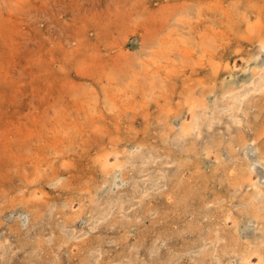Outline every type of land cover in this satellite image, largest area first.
I'll return each mask as SVG.
<instances>
[{
  "label": "rangeland",
  "instance_id": "obj_1",
  "mask_svg": "<svg viewBox=\"0 0 264 264\" xmlns=\"http://www.w3.org/2000/svg\"><path fill=\"white\" fill-rule=\"evenodd\" d=\"M260 35L264 0H0V264H258L264 199L242 147L264 150V90L183 145L179 127L241 91ZM136 146L159 156V186L78 237L113 173L130 193L144 181Z\"/></svg>",
  "mask_w": 264,
  "mask_h": 264
},
{
  "label": "bare ground",
  "instance_id": "obj_2",
  "mask_svg": "<svg viewBox=\"0 0 264 264\" xmlns=\"http://www.w3.org/2000/svg\"><path fill=\"white\" fill-rule=\"evenodd\" d=\"M201 11V10H200ZM200 17H203V16H200ZM199 17V18H200ZM202 19V18H201ZM259 21V20H258ZM256 25V24H254ZM256 30V29H255ZM260 30V29H259ZM260 32V31H259ZM261 37V41L257 44V48H254L252 49L251 51H249L248 55H243V60H244V63H243V66L245 67V71L246 73H248L247 75H245L243 77V80L241 81L242 82V85H241V91L239 92H236V88H229L225 91V93L223 94L224 98L227 97V99L225 100V103L222 104L221 107H219V110L217 112V110H214L213 109L211 110L209 108V105H208V101L206 99L203 100V106L204 108H202L200 111L198 112H195V110H193V115H192V120L188 121V120H185L183 119L181 122V125L179 127V136L181 135L182 139L181 141L179 142L181 145H183V142H184V138L187 139V135L189 134H192L194 131L197 133H202L201 131V128H202V125L205 124V121L208 120V124H206V126H210L212 127L213 126V123H214V120H216V115H212L214 113H217L218 115L220 114L221 110L223 109H228L230 110L231 108H235V109H239L241 108V105L243 104V101H249L250 97L252 96L251 92H257V91H262L264 90V36L263 35H260ZM1 39V38H0ZM195 46V44H194ZM196 47V46H195ZM200 47V46H199ZM201 51V50H200ZM211 53V52H210ZM213 55V54H212ZM124 57V56H123ZM119 58V57H118ZM119 60H122V59H119ZM242 60V59H241ZM117 61L118 59H116V64H117ZM122 63V62H121ZM123 64V63H122ZM120 64V65H122ZM211 64V63H210ZM218 64V62H217ZM235 65V64H234ZM213 66V65H212ZM236 67V66H235ZM214 68V67H212ZM217 69V68H216ZM256 71L255 74H252V71ZM232 83L233 84L235 81L234 80V75H232ZM215 82V80L213 81ZM153 83V82H152ZM151 83V84H152ZM164 84V83H163ZM209 84V83H208ZM206 85V84H205ZM165 88V87H164ZM167 88V87H166ZM238 90V89H237ZM261 93V92H260ZM127 94V93H126ZM259 94V93H258ZM122 95V94H121ZM96 98V97H95ZM167 98V97H166ZM222 99V98H221ZM231 99V101L229 100ZM187 100V99H185ZM193 100V99H192ZM223 100V99H222ZM256 101V100H255ZM97 103V102H96ZM246 103V102H245ZM263 105V104H262ZM249 106V105H248ZM250 107V106H249ZM160 118V117H159ZM10 119V118H9ZM187 119V118H186ZM80 120V119H79ZM237 124H240L242 121H243V118H238V116L236 117L235 116V119ZM8 122V121H7ZM83 123V121H82ZM224 123V122H223ZM229 123V122H228ZM13 125V124H12ZM229 125V124H228ZM227 125V126H228ZM78 127V126H77ZM76 127V128H77ZM11 128V126H10ZM73 128V127H72ZM98 128V127H96ZM7 129V128H6ZM5 129V130H6ZM171 129V128H170ZM173 129V128H172ZM4 130V131H5ZM82 129H80L81 131ZM100 130V129H99ZM8 131V130H7ZM75 131H79V127H78V130L75 129ZM97 131V130H96ZM25 132V131H24ZM169 132V131H168ZM264 132V131H263ZM5 133V132H4ZM83 133V131H82ZM99 133V131H98ZM231 133V132H230ZM8 134V133H7ZM196 134V133H195ZM195 134H192L193 136ZM199 134H196L198 137H199ZM239 134V133H238ZM2 136V135H1ZM6 137V136H5ZM177 137V136H176ZM3 138V137H2ZM7 138V137H6ZM69 138V137H68ZM192 138V137H190ZM221 138V137H220ZM214 139V138H213ZM2 140V139H1ZM49 140V139H48ZM215 140V139H214ZM235 139L232 138L231 142L228 141L229 143L227 144V150L225 152L226 155H231L233 153V147H236L238 145V143H235L234 142ZM3 141V140H2ZM6 141V140H5ZM217 141V140H216ZM221 141H223L221 139ZM220 141V142H221ZM1 142V141H0ZM18 142V141H17ZM12 143V142H11ZM173 143V142H172ZM197 143V142H195ZM26 144V143H25ZM190 144V142H189ZM2 145V143H1ZM4 145V144H3ZM20 146V145H19ZM251 146V147H250ZM2 147V146H1ZM3 148V147H2ZM8 148V147H7ZM6 148V149H7ZM26 148V147H25ZM131 148V147H129ZM140 146H136L133 148L130 149V152H136L134 155H132V157L130 158L129 161L131 162H135V161H140L142 164H143V170H144V173L140 174V175H144L146 174L147 172V176L144 177V178H141V179H144V181H136L133 186H136L133 191V193L129 192V188H128V182L129 180L127 178H123L121 176V170L118 169L120 172H115L111 175V179H110V184L109 186L105 187V189H103V192L105 191H108L109 193L107 194L105 200L103 202L100 203L101 205V210H98V213L96 214H93V217L94 219L89 222L91 220H86L83 221V222H86V224L88 225V230H84V233L83 234H80L78 237H82L83 235H86L87 233H89L90 231L94 230V229H97V228H105L106 226H108L109 222H108V217L109 215L117 210V209H123L125 212L129 211V207L125 206V204L127 203V201H130L132 199H134L135 197V194L136 192L139 193L138 191L141 190L143 191L144 189L147 191V190H150L151 188H155L157 186H159V179H160V175L158 174V172H149L150 168H152V163H154L155 161H158L159 159V156L158 155H151L150 153L149 154H145L143 152V150H140ZM189 148V147H188ZM243 151H246V156L250 159L249 160V165H250V171L254 172L256 175L252 176L251 177V187H253L252 191L255 193L254 195L260 200V199H264V189H263V185H264V150L262 148H259L257 145L254 144V146L252 147L251 144H248L247 142H244L243 143ZM3 150V149H2ZM16 150H17V147H16ZM186 150V149H184ZM1 151V150H0ZM13 152V151H12ZM22 152V151H21ZM195 152V151H194ZM128 153V152H126ZM2 154V153H1ZM61 154V153H60ZM68 154V153H67ZM12 155V154H10ZM128 156V155H127ZM222 157H224L223 154H221ZM18 157V156H17ZM32 157V156H31ZM33 158V157H32ZM241 158V157H240ZM18 160V158H16ZM49 159V158H48ZM37 159H35L36 161ZM52 160V159H50ZM30 161V160H29ZM31 161H34V160H31ZM61 161V160H60ZM16 162V161H15ZM170 162V161H169ZM35 163V162H34ZM66 163V162H65ZM64 163V164H65ZM136 163V162H135ZM173 163V162H172ZM178 163V161H177ZM14 164V163H13ZM63 164V163H62ZM38 165V164H37ZM104 165V164H103ZM136 165V164H135ZM148 165V166H146ZM161 165V164H160ZM27 166V165H26ZM25 166V167H26ZM40 166V164H39ZM164 166V165H163ZM177 166V165H176ZM179 166V165H178ZM11 167V165H10ZM45 167V166H44ZM7 168V167H6ZM22 168V167H21ZM35 167L32 168V170L34 169ZM127 168V167H126ZM38 169V168H37ZM42 169V168H40ZM123 169V168H121ZM16 170V169H14ZM30 170V169H29ZM28 170V172H29ZM140 170V168L138 169ZM142 170V169H141ZM181 170V169H180ZM9 171V169H8ZM232 171V170H231ZM5 172V171H4ZM36 172V171H35ZM41 171H39L40 173ZM251 172V173H252ZM21 173V172H19ZM26 173V172H25ZM30 173V172H29ZM37 173V172H36ZM152 173H154V178H151L152 176ZM164 173H162V175H164ZM253 174V173H252ZM20 175V174H19ZM26 175V174H25ZM42 175V174H41ZM37 176V175H36ZM39 176V175H38ZM37 176V177H38ZM45 176V175H44ZM35 177V178H37ZM34 179V177H33ZM150 180V181H149ZM158 181V182H157ZM107 182V181H106ZM94 183V181H93ZM108 183V182H107ZM139 183V184H137ZM198 184V183H196ZM57 185V184H55ZM140 186L137 188V186ZM110 187V188H108ZM116 188H121L120 191L116 192V193H113L115 191ZM82 189V188H81ZM112 190V191H111ZM239 192V191H238ZM31 195V194H30ZM22 196V195H20ZM144 196V195H143ZM23 197V196H22ZM29 197V196H28ZM32 198V197H31ZM95 198V197H94ZM244 198V197H243ZM23 199V198H21ZM33 199V198H32ZM96 200V199H95ZM91 202V201H89ZM98 202V201H97ZM25 205L28 206V204L30 203H27L25 202ZM134 206L136 203H133ZM263 204V203H262ZM21 205H24V204H21ZM127 205V204H126ZM3 206V204H2ZM30 206V205H29ZM4 207V206H3ZM49 207V206H48ZM98 207V205L96 206ZM5 208V207H4ZM133 208V207H132ZM258 209H260L258 207ZM51 210V209H49ZM46 211V210H45ZM44 211V212H45ZM150 211V210H149ZM36 214V213H35ZM126 214V213H125ZM127 215V214H126ZM20 216V217H19ZM58 216V214H57ZM118 216V215H116ZM16 217L19 219L22 217V221H21V224H22V227L23 228H27L30 223H31V218H30V215L28 214H25L24 212H19V214H16ZM123 217V216H122ZM125 218V216H124ZM138 218V217H136ZM69 219V218H68ZM124 220V219H123ZM125 223V222H124ZM47 225V224H46ZM59 225V223H58ZM76 228V226H74ZM66 231H64L65 233L67 232V229L66 227H64ZM192 228V227H191ZM63 229V228H61ZM245 231L247 232V236L251 235V234H254L255 233V227L250 224V222L248 221L247 222V225L244 227ZM62 231V230H61ZM63 232V231H62ZM75 232V230H72V232L70 233V235H73ZM69 233V232H68ZM69 235V236H70ZM67 236V235H66ZM262 237H264V234L262 235ZM159 238V237H157ZM62 239V238H61ZM215 239V238H213ZM69 240V239H67ZM48 241V240H47ZM3 243H8V239L7 240H3ZM134 245V244H133ZM155 247H160V244H157L156 246H154L153 248V252H157L158 250L155 248ZM37 249V248H36ZM35 249V250H36ZM130 250V249H129ZM155 250V251H154ZM5 252V251H4ZM37 253V252H36ZM101 253V252H100ZM159 253V252H158ZM10 254V253H8ZM99 255V254H98ZM250 255V252L249 254ZM248 255H246V258L248 257ZM159 256V255H158ZM99 257V256H98ZM155 258V257H154ZM261 258V257H260ZM62 259V258H61ZM88 259V258H87ZM91 259V258H90ZM63 260V259H62ZM7 261V260H6ZM85 261V260H84ZM96 263L99 261L98 259L97 260H94ZM247 261V259H246ZM261 261H264V258H262L261 260H259V263ZM148 262V261H147ZM150 262V261H149ZM251 263V262H250ZM82 264V263H81Z\"/></svg>",
  "mask_w": 264,
  "mask_h": 264
}]
</instances>
